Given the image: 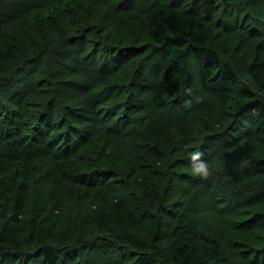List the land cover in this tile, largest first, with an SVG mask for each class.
Listing matches in <instances>:
<instances>
[{
  "label": "trees",
  "instance_id": "1",
  "mask_svg": "<svg viewBox=\"0 0 264 264\" xmlns=\"http://www.w3.org/2000/svg\"><path fill=\"white\" fill-rule=\"evenodd\" d=\"M252 5L264 14V0H0V264H264V159L244 164L264 137V15L239 89L206 26ZM214 100L231 121L192 128ZM201 161L206 178L189 172Z\"/></svg>",
  "mask_w": 264,
  "mask_h": 264
},
{
  "label": "rangeland",
  "instance_id": "2",
  "mask_svg": "<svg viewBox=\"0 0 264 264\" xmlns=\"http://www.w3.org/2000/svg\"><path fill=\"white\" fill-rule=\"evenodd\" d=\"M254 5H252V7L246 11L248 12V16H242L241 15L239 17H237V19H232L230 17H226L224 19H222V25H220L219 21H217L216 17L210 21H206V26L208 27V32L210 34L211 40L217 44L220 45V50L219 51L222 55L228 57L231 62H233V64L235 65L236 70H238V74H239V81L234 82L232 84V88L233 89H239L241 88L244 83H248V78L245 74V69L247 67V65L250 63V61L253 58V51H252V46L255 42L259 41L260 39H262L259 36H252L249 35V31H251L256 25H255V21L256 19H260V17L264 14H258L259 12H256L253 9ZM239 14V13H238ZM241 26L242 28H238L237 26ZM262 33V32H261ZM147 56V55H146ZM186 62L188 64L191 65V73H194V62H193V57L191 55L187 56ZM194 78V75H193ZM192 88L189 90L191 91ZM198 89H196L197 91ZM199 95L196 96L197 99L201 96L204 97L207 96L206 93L201 92L198 93ZM177 106L173 109L176 110ZM182 109V108H181ZM211 120L214 121V123H211ZM233 120V119H232ZM231 121V114H230V109L228 108H222L219 107V104L214 100V101H210L209 103H206V108H204V110H202L201 112L198 113V115H196L193 119H191V123H192V128H194L196 126V128H200L199 125L201 122L203 123H209V127L213 128V126L216 127V123H222L223 125H226L227 123H229ZM194 123V125H193ZM248 123V120H247ZM213 125V126H212ZM255 131V130H254ZM134 139V138H133ZM264 137H260V139H254L253 143L255 144V152L247 159L244 160V164L245 166H255L257 164H254L255 160H262L264 159ZM127 143L129 142V140L126 141ZM138 152L135 153V156H137ZM185 158V157H184ZM183 158V159H184ZM171 159H175V156H173ZM182 159V160H183ZM181 160V161H182ZM178 162H180V160H178ZM188 164V163H187ZM248 164V165H247ZM187 166V165H186ZM188 166H192V164H188ZM259 166V165H258ZM264 166V165H263ZM192 173V171H189ZM264 175V174H261ZM250 179L247 178V182H243L244 185L249 188L250 187V183H253V179L256 180L257 177H254V175H252L251 177H249ZM188 182V181H187ZM227 182V180H226ZM229 183V182H228ZM187 184V183H185ZM230 184V183H229ZM235 185V184H234ZM182 187H186L184 184L181 185V190ZM228 187H230L232 190L233 187H231V185H229ZM222 188V187H221ZM227 187H225L224 189L226 190ZM216 190V189H214ZM213 190V191H214ZM217 196H220L219 198H221L222 196L219 194ZM172 200V201H171ZM171 200L169 202H173L174 201V205L177 204L179 207V213L180 212H185V207L180 206L181 203H184L186 201V198L184 199V197H182V195H175L174 197H171ZM227 199H225V201L221 202L219 205L217 206H226L228 208V203H227ZM185 204V203H184ZM171 209H169V211H173V214L175 213V215L177 216V210L175 207H173V205H168ZM167 206V207H168ZM190 206V205H189ZM195 206V204L193 203V207ZM193 207L190 206V208L192 209ZM218 208V207H217ZM256 205L255 206H248L246 208H242L235 211L234 212H238L240 213V216L237 215V217H232V215H229L227 209L226 210H222L221 213H219L218 215H215L216 218H209L210 221L213 222H209L212 224V226H216L218 228V231H220V229L229 224H235V222L240 218V217H246L247 215H251L253 214L254 211H261V210H255ZM200 209V208H198ZM202 209V210H201ZM200 211H197V217L202 216V214L204 213L203 211V207H201ZM264 211V209H263ZM233 212V214H234ZM250 212V213H249ZM232 214V213H230ZM214 215V214H213ZM236 215V214H235ZM204 219V218H203ZM204 220H207V218H205ZM71 224H68V226H70ZM144 233H146V235L150 234L152 232V228H150L149 226H145V227H141L140 228ZM69 230L72 233H76L77 231H74L73 228L69 227ZM82 230V228H81ZM257 231V229L255 230ZM260 231H264V225L262 226V228L260 229ZM255 232H253L252 234H254ZM70 234V233H69ZM250 234V233H248ZM142 235L141 232H138L136 234V236H140ZM238 238H240V236H236ZM61 238V237H60ZM247 242L250 243V241H253V237H251L250 240H246ZM239 244V243H238ZM100 252L105 253V254H109V252H107L106 249H113L115 253L120 254L121 252L118 251L119 249L114 246V245H100ZM108 247V248H107ZM233 246L230 245L229 246V250H231ZM228 249V248H227ZM163 250V249H162ZM236 250V249H233ZM112 251V250H111ZM230 254H232V250L229 251ZM236 252V251H234ZM113 254V253H112ZM237 254V252L235 253ZM131 255V253H130ZM129 253H127V256H130ZM120 257L122 255H119ZM239 257L236 256H232L230 257V261L231 264H242L239 260Z\"/></svg>",
  "mask_w": 264,
  "mask_h": 264
},
{
  "label": "clouds",
  "instance_id": "3",
  "mask_svg": "<svg viewBox=\"0 0 264 264\" xmlns=\"http://www.w3.org/2000/svg\"><path fill=\"white\" fill-rule=\"evenodd\" d=\"M202 153L196 152L192 155V159H198ZM194 176H199L201 178H206L209 175V166L207 163L201 161L197 166L192 170Z\"/></svg>",
  "mask_w": 264,
  "mask_h": 264
}]
</instances>
